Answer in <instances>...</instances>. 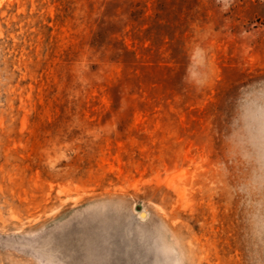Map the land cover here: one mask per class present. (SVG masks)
Returning a JSON list of instances; mask_svg holds the SVG:
<instances>
[{"label":"rangeland","instance_id":"obj_1","mask_svg":"<svg viewBox=\"0 0 264 264\" xmlns=\"http://www.w3.org/2000/svg\"><path fill=\"white\" fill-rule=\"evenodd\" d=\"M0 264H264V0H0Z\"/></svg>","mask_w":264,"mask_h":264}]
</instances>
